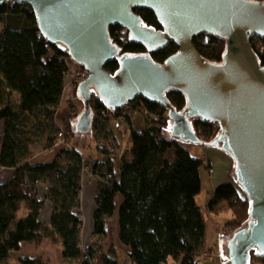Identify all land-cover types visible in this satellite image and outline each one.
Masks as SVG:
<instances>
[{
	"label": "trees",
	"instance_id": "1",
	"mask_svg": "<svg viewBox=\"0 0 264 264\" xmlns=\"http://www.w3.org/2000/svg\"><path fill=\"white\" fill-rule=\"evenodd\" d=\"M132 10L139 15L144 26L164 32L149 9L135 7ZM17 19L19 24L10 22ZM108 32L111 43L118 50L116 58L105 67L111 75L119 70L121 55L145 54L162 64L178 51L174 41L169 39L150 50L144 43L132 40L130 31L118 25L109 26ZM192 42L203 60L222 63L228 44L226 38L214 33H200ZM250 44L264 68V37H252ZM69 60L66 47L49 43L40 33L28 5L0 2V122H3L0 167L14 169L13 175L0 183V264L8 261L22 242L37 244L45 237L62 244L64 260L77 264H97V261L99 264H119L113 245L110 244L107 250H103L102 245L106 220L113 216L118 195L121 197L118 235L131 264H165L168 258L178 264H200L206 220L196 197L201 191L200 170L211 167L202 158L192 156L185 145L209 146L218 137L220 128L195 116L189 122L201 143L191 144L173 137L168 132L172 123L168 110L185 111L187 99L181 91L167 89L163 95L166 105L138 95L125 106L112 109L107 108L91 90L89 132L94 137L101 121H124L131 127L125 148L127 155L122 153L114 160L117 145L105 148L97 145L98 156L88 165V172L97 175L100 184L95 194L91 240L85 246L81 239L82 220L78 209L86 164L83 153L71 146V140L75 135L86 133L77 132L68 120L63 130V150L57 157L44 163L19 161L21 144L15 134L21 114L46 129V149L54 148L61 141L58 133L62 129L54 120L69 71ZM79 66L87 74L86 69ZM73 84L76 95L81 97L79 83L75 80ZM13 92L19 99L16 108L11 100ZM134 110L144 114L145 124L140 129L131 124ZM169 150L173 151L172 160L166 156ZM62 154L67 159L65 165L58 161ZM234 167L233 161L229 181L217 186L205 205L210 212L218 213L223 205L231 211L232 218L226 221L224 228L232 234L246 226L251 209L250 200L236 181L235 173L232 175ZM37 183H44L47 187L42 198L35 193ZM45 199L52 204L48 225L39 219ZM23 202L29 212L18 217ZM248 253V264H264V255L256 249ZM21 262L27 264V259ZM28 263L45 264L40 260Z\"/></svg>",
	"mask_w": 264,
	"mask_h": 264
},
{
	"label": "water",
	"instance_id": "2",
	"mask_svg": "<svg viewBox=\"0 0 264 264\" xmlns=\"http://www.w3.org/2000/svg\"><path fill=\"white\" fill-rule=\"evenodd\" d=\"M24 3L34 13L38 29L49 43L66 47L87 76L78 88L84 108L71 123L79 133L91 129V90L107 108L124 106L142 95L166 105L167 89L181 91L185 111L168 110V132L180 141H202L191 128L195 116L217 124L220 133L209 143L234 161L235 179L250 200V220L228 235L223 247L226 264H248L249 250L264 255V68L252 51L250 38L264 37V2L254 0H0ZM149 9L161 24L156 31L142 24L133 8ZM130 31L131 39L152 50L166 39L178 51L162 63L148 55H121L120 68H105L118 50L109 26ZM214 33L228 40L222 63L203 60L193 37ZM231 236V237H230Z\"/></svg>",
	"mask_w": 264,
	"mask_h": 264
},
{
	"label": "rangeland",
	"instance_id": "3",
	"mask_svg": "<svg viewBox=\"0 0 264 264\" xmlns=\"http://www.w3.org/2000/svg\"><path fill=\"white\" fill-rule=\"evenodd\" d=\"M12 24H19L20 21L17 20H12L10 21ZM78 71L81 75L84 74V71L81 70V67L77 64ZM93 90V89H92ZM79 102H78V108L74 109L72 105L69 103L64 104L63 103V109L61 110V114L57 115V118H59V115H62L64 113H71V116L69 117V120L71 121L72 119L76 118L81 111L84 108V102L83 100L78 96ZM11 100L14 103V108L17 107L18 103V95L17 93L13 92L11 95ZM62 107V103L59 104V107L57 111ZM62 118H59V129L64 130L66 128V117L62 115ZM132 117H137V121H142L145 124V118L144 114L142 111H135L132 112ZM55 121V120H54ZM56 123V121H55ZM71 123V122H70ZM134 123V122H133ZM131 122V124H133ZM18 132L15 134L16 139L19 141L21 144V150L18 154V159L19 161H30L32 163H44L47 162L48 160L51 161L55 157H57L58 154L62 152L63 144L59 143L57 144L54 148L51 149H46V129L41 126L38 122L34 121L33 119L26 118L24 115L21 114L19 122H18ZM57 124V123H56ZM113 124V127H112ZM129 122H118V121H108L105 122L101 121L100 124L97 127V135L94 137L92 133L89 131L86 132V134H81V135H75L73 138L71 146H75V149H78L80 153H83L82 156L84 158V162L87 167H85V170L87 171V176L89 175L88 172V165L90 166L92 162L97 158L98 155L97 152L95 151V148L97 145H100L101 147L105 148L108 145L115 144L117 145L116 149L119 150V153H123L127 155V152L125 148L128 145V137H129V132H130V127H129ZM135 128L140 129V126L135 125ZM2 130H3V122H0V154H1V140H2ZM115 136V139H114ZM192 144V143H191ZM185 147L190 151L192 156L197 155L200 156L198 153L199 148L196 146H192L190 144H186ZM115 149V150H116ZM171 150L167 152V155L169 156ZM116 152V151H115ZM167 156V157H168ZM115 159L117 158L116 156H113ZM58 161L62 165H65L67 163V159L65 158V155H60L58 158ZM206 161V160H204ZM208 171V170H207ZM14 173L13 168L9 167H0V183L5 180L6 178L12 176ZM209 173V172H208ZM85 175V176H86ZM232 175H233V170H232ZM234 176V175H233ZM91 184H93L91 182ZM88 183L85 184V193L82 196L83 197V207L79 211V215L82 220V225H81V239H82V244L85 246L87 243L91 240V234H92V212H93V205L95 202V194L96 192H93L94 190L92 187H89ZM35 193L37 194L38 198L44 197L45 192H46V185L44 183H37L35 186ZM93 190V191H92ZM120 196V195H118ZM204 196V190L200 191V193L197 195L196 200L197 203L204 204L205 205V200L202 198ZM202 200V201H201ZM81 202V199H80ZM26 206V203L23 202L19 211L17 212V216H25L27 215V212L22 215V209ZM81 205V204H80ZM27 207V206H26ZM202 207V206H201ZM118 208H115V211L113 213V216L109 219L106 220L105 224V231L106 235L103 239L102 245H103V250H107L108 246L111 244L113 245L115 252L117 254V259L119 261V264H131L130 260L126 256V250H124L123 245L120 242L119 235H118ZM225 205L221 208L220 211H229L225 209ZM219 211V212H220ZM22 212V213H21ZM25 212V210H24ZM231 213V211H229ZM232 214V213H231ZM215 216V215H214ZM232 218V215L229 219ZM226 219V220H229ZM46 225L45 223H43ZM226 229L223 226L222 229V236L220 237V250H218V246L215 244H210V243H204V248L200 252L199 255V260L201 256V264H205L207 262L213 263V264H221V260L227 261L228 257L225 255L223 251V247L227 241L228 235L232 233L231 231H225ZM47 243L53 248H58L60 245V248L62 249V244H60L59 241H53L49 240L47 237L44 238ZM105 243V244H103ZM23 246L20 248V250L12 252L8 261L2 263V264H23L21 261L23 259H27V257H32L35 256L37 253L36 251L41 249V243H35L34 249L29 247L27 248V242H22ZM21 244V245H22ZM50 246L47 248H44L45 251H49L48 253H43L42 259L46 262V264L50 263L51 257H54L56 255V251L53 250ZM47 247V246H46ZM38 250V251H39ZM218 250V251H217ZM42 251V250H41ZM203 252H206V258L202 254ZM18 253V254H17ZM202 254V255H201ZM57 256V255H56ZM55 256V257H56ZM39 257V256H38ZM53 258L54 260L58 258ZM40 258V257H39ZM54 260H52V264H57ZM19 261V263H18ZM173 259L168 258L167 262L165 264H171ZM67 263V262H65ZM62 262H58V264H65ZM70 264H77L75 262H70ZM97 264H99V261H97ZM224 264H226L224 262Z\"/></svg>",
	"mask_w": 264,
	"mask_h": 264
},
{
	"label": "crops",
	"instance_id": "4",
	"mask_svg": "<svg viewBox=\"0 0 264 264\" xmlns=\"http://www.w3.org/2000/svg\"><path fill=\"white\" fill-rule=\"evenodd\" d=\"M68 67H69V71H68V74L65 76L64 89H63V93H62V97H61L62 107L55 114V121H56L57 125L60 124L58 119L62 118L63 117L62 115H64V117H66L65 121H68L69 117L72 114V112L71 113H64L62 115H59V118H57V115L61 114L60 113L61 110H64L63 109V103L64 104L69 103L70 105H72L74 107V109L78 108L79 99H78V96L76 95L73 82L80 75V73L78 71L77 64L75 62H73L72 60L68 61ZM136 118L137 117H132V123L134 122L132 124V126L136 127L135 125H138V126L142 127L144 125V122L137 121ZM59 126L61 127V125H59ZM112 127H113V124H112ZM129 127H131V126H129ZM114 139H115V136H114ZM196 147L199 148V151L197 154H199L200 156L195 155V157H200L203 160H206V162H208L210 164V167L213 169L212 174H209L207 169H205V168H202L200 170L201 191L204 190V196L202 198L205 200L204 202L206 205V203L212 198L216 187L222 183H226L229 181V175L228 174H231L233 161H232L230 156H228L225 152H223L221 150L220 147H209V146H203V147L202 146H196ZM121 155H122V153L120 154L119 150H117V153L115 155L117 157L116 159H119L121 157ZM166 156H168L167 153H166ZM167 158L169 160L173 159V151L172 150L170 151L169 156ZM116 159L114 158V160H116ZM47 162H50V161L48 160ZM86 174H87V171L84 169V171L82 173V180H81V193H80V199H81L80 204L81 205H80L78 211H80L83 208L81 206H83V197L82 196L85 193V184L88 183V185H90L89 187H92V189L94 190V191L92 190L93 192L97 191V187L100 184V181H99L100 178L97 175H92L89 173V175L87 176ZM91 182L93 184H91ZM120 203H121V197L117 196L116 208L119 207ZM198 204L200 205V207L202 206L201 211L204 214L205 220H206V234H205L204 243H210V244L213 243V244L217 245L218 250H220L221 248H220L219 244H220V237L223 234L222 229H223L224 224L227 221L226 219H229L232 214L229 211H224V210L220 211L218 213L210 212L207 210L206 206L203 203L202 204L198 203ZM51 207H52V204H51L50 200L45 199L44 200V207H43V210H41V212H40L39 219L42 223H45L46 225H48L49 221H50ZM95 208H96V204L94 202L92 217H93V213H94ZM21 209L23 210L22 211L23 213L21 212L22 215L26 212L27 213L29 212L28 207H26L25 205ZM24 210H25V212H24ZM91 221L93 222V219ZM92 222H91V224H92ZM40 243H41V249L40 250L38 249L39 251L38 250L36 251L37 254L35 256L27 257V264H30L28 262L33 261V260H35V261L40 260L42 263L46 264V262L42 259L41 254L48 253L49 251H47V250L45 251L44 248L48 249V246H50V245L44 239H42ZM34 244L35 243L27 242V248L31 247L34 249V247H35ZM22 246H23V244L20 245V248ZM51 248L56 251L57 256L55 255L56 257L55 256L54 257L58 258V259L54 260L53 259L54 257H51L50 263H48V264H52V260H54L57 264H58V262H62V263L67 262L65 264H70L71 261L64 260L62 258V255H61L62 249L60 248V245L58 246V248H53V247H51ZM124 250H125V247H124ZM172 262L173 263H171V264H178L174 260ZM18 263H19V261H18ZM205 264H213V263L207 262ZM221 264H224L223 260H221Z\"/></svg>",
	"mask_w": 264,
	"mask_h": 264
},
{
	"label": "built area",
	"instance_id": "5",
	"mask_svg": "<svg viewBox=\"0 0 264 264\" xmlns=\"http://www.w3.org/2000/svg\"><path fill=\"white\" fill-rule=\"evenodd\" d=\"M125 29V28H124ZM125 30H127V29H125ZM255 37H257V36H254V38ZM87 76V74H83V75H79L77 78H76V81L79 83V82H81V81H83L84 80V78ZM126 105V104H125ZM124 105V106H125ZM63 134H64V132H63V130H61L59 133H58V137H61V141H60V143H63L64 142V137H63ZM208 172H209V174H212L213 173V169L212 168H209L208 169ZM204 256H205V258H206V252H203L202 253ZM201 254V255H202ZM199 262H200V264H201V262L203 263V261L201 260V256H200V260H199Z\"/></svg>",
	"mask_w": 264,
	"mask_h": 264
}]
</instances>
